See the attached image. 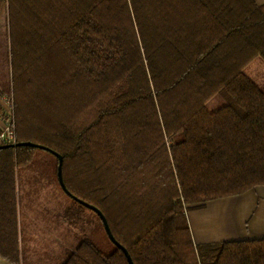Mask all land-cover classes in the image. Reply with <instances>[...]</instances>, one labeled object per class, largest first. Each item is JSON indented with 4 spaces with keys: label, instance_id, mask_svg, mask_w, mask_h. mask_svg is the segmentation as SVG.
I'll return each mask as SVG.
<instances>
[{
    "label": "trees",
    "instance_id": "16d2710c",
    "mask_svg": "<svg viewBox=\"0 0 264 264\" xmlns=\"http://www.w3.org/2000/svg\"><path fill=\"white\" fill-rule=\"evenodd\" d=\"M3 11L13 144L59 154L66 219L106 236L84 237L60 264H130L79 201L99 210L132 264H264V237L195 244L187 220L264 185V88L243 71L264 60V6L0 0ZM221 93L226 104L209 111ZM37 150L0 148V257L12 264L18 170L34 167Z\"/></svg>",
    "mask_w": 264,
    "mask_h": 264
},
{
    "label": "rangeland",
    "instance_id": "374dc122",
    "mask_svg": "<svg viewBox=\"0 0 264 264\" xmlns=\"http://www.w3.org/2000/svg\"><path fill=\"white\" fill-rule=\"evenodd\" d=\"M7 55L8 38L3 11L0 15V87L11 94ZM251 61L244 73L264 88V63L261 59ZM224 104V95L216 94L206 103V108L214 111ZM36 155L39 161L34 167L18 170L20 264H60L90 234L99 244L105 245V234L94 231V226H73L69 223L65 214L66 208L72 204V197L55 177L54 157L42 149L37 150ZM45 173L48 175L45 176Z\"/></svg>",
    "mask_w": 264,
    "mask_h": 264
},
{
    "label": "crops",
    "instance_id": "0c3cea01",
    "mask_svg": "<svg viewBox=\"0 0 264 264\" xmlns=\"http://www.w3.org/2000/svg\"><path fill=\"white\" fill-rule=\"evenodd\" d=\"M253 1L264 6V0ZM254 59H261L264 63L261 57ZM2 104L6 105L4 101ZM187 220L195 244L263 238L264 185L254 186L238 195L207 201L202 207L189 210ZM0 264L12 263L0 257Z\"/></svg>",
    "mask_w": 264,
    "mask_h": 264
},
{
    "label": "built area",
    "instance_id": "2783aa9c",
    "mask_svg": "<svg viewBox=\"0 0 264 264\" xmlns=\"http://www.w3.org/2000/svg\"><path fill=\"white\" fill-rule=\"evenodd\" d=\"M2 101L6 103L4 106ZM15 142L14 118L12 110V95L5 93L0 87V145Z\"/></svg>",
    "mask_w": 264,
    "mask_h": 264
},
{
    "label": "water",
    "instance_id": "95a60500",
    "mask_svg": "<svg viewBox=\"0 0 264 264\" xmlns=\"http://www.w3.org/2000/svg\"><path fill=\"white\" fill-rule=\"evenodd\" d=\"M14 145H29V146L38 147V148L44 149V150H46V151H49V152H51L54 156H56V158L58 159V167H57V178H58V182L61 184V186H62L63 189L65 190L64 185H63V183H62V179H61V161H62V158H61V156H60L59 154L50 151L48 148H45V147H43V146L36 145V144H33V143H16V144H9V145H0V148H2V147H7V146H14ZM65 191H66V190H65ZM67 193H68V192H67ZM79 202H80L81 204H83L84 206L88 207L89 209L93 210V211H94V212L100 217V219H101V221H102V223H103V225H104L105 232H106L107 235L109 236V239L111 240V242H112L113 244H115L118 248H120V249L123 251V253L126 255V258H127L128 262H129L130 264H132L131 259H130L129 255L127 254L126 250H125L123 247H121V246L117 243V241L112 237V235L110 234V231H109V228H108L107 222H106L104 216L99 212V210L96 209L95 207H93L92 205H89V204L84 203V202H82V201H79Z\"/></svg>",
    "mask_w": 264,
    "mask_h": 264
}]
</instances>
